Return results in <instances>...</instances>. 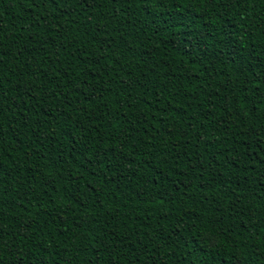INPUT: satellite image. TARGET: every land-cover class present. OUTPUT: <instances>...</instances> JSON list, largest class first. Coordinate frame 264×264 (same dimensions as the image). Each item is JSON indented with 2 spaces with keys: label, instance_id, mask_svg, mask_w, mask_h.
<instances>
[{
  "label": "trees",
  "instance_id": "obj_1",
  "mask_svg": "<svg viewBox=\"0 0 264 264\" xmlns=\"http://www.w3.org/2000/svg\"><path fill=\"white\" fill-rule=\"evenodd\" d=\"M0 264H264V0H0Z\"/></svg>",
  "mask_w": 264,
  "mask_h": 264
},
{
  "label": "snow or ice",
  "instance_id": "obj_2",
  "mask_svg": "<svg viewBox=\"0 0 264 264\" xmlns=\"http://www.w3.org/2000/svg\"><path fill=\"white\" fill-rule=\"evenodd\" d=\"M85 2H87V0H85Z\"/></svg>",
  "mask_w": 264,
  "mask_h": 264
}]
</instances>
